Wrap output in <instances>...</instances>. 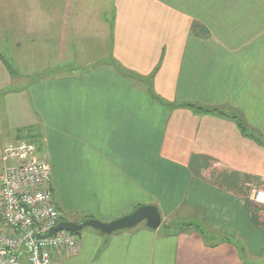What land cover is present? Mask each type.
I'll use <instances>...</instances> for the list:
<instances>
[{"label": "crops", "instance_id": "0c3cea01", "mask_svg": "<svg viewBox=\"0 0 264 264\" xmlns=\"http://www.w3.org/2000/svg\"><path fill=\"white\" fill-rule=\"evenodd\" d=\"M183 104L264 141V0H0V197L4 150L38 140L63 222L162 216L61 263L264 264V145Z\"/></svg>", "mask_w": 264, "mask_h": 264}, {"label": "built area", "instance_id": "2783aa9c", "mask_svg": "<svg viewBox=\"0 0 264 264\" xmlns=\"http://www.w3.org/2000/svg\"><path fill=\"white\" fill-rule=\"evenodd\" d=\"M1 177L0 264H63V254L80 252L72 232L50 231L63 222L53 194L50 163L40 158L30 142L9 144ZM250 202L264 208V188L255 190Z\"/></svg>", "mask_w": 264, "mask_h": 264}, {"label": "water", "instance_id": "95a60500", "mask_svg": "<svg viewBox=\"0 0 264 264\" xmlns=\"http://www.w3.org/2000/svg\"><path fill=\"white\" fill-rule=\"evenodd\" d=\"M141 224H145L150 230H158L162 225V216L159 209L153 205L141 206L133 213L110 223H103L95 219H85L77 223L62 222L57 227L53 228L47 237L60 231H68L77 234L86 228L110 236L117 232L134 229Z\"/></svg>", "mask_w": 264, "mask_h": 264}, {"label": "trees", "instance_id": "16d2710c", "mask_svg": "<svg viewBox=\"0 0 264 264\" xmlns=\"http://www.w3.org/2000/svg\"><path fill=\"white\" fill-rule=\"evenodd\" d=\"M5 65L7 66V68L9 69V71H10V73L12 75L16 74L15 71L13 70V68L11 67V65L9 63H7L6 61H5ZM151 91L152 90H150V92ZM152 96H153V99L155 101H157L158 103L164 104V102L160 98H158L156 95H154L153 93H152ZM165 105H167V104H165ZM177 106L188 107V108H191V109L197 111L198 113L212 114V115H218V116H224V117H227V118H231V119L236 121L239 130L241 131V133L245 137H249L251 139H254V140L258 141L260 144L264 145V141L262 140V138H259V137L255 136L254 134L249 133V131L246 128L245 123L243 122V120L241 118L237 117V116L228 115V114L224 113L222 110H220L218 108L207 109V108L199 107V106L192 105V104H183V105H177ZM185 227L186 228H191V227H193V225L192 224H186ZM196 229L200 230L199 227H196ZM81 232H79L77 234H74V235L79 236L81 234Z\"/></svg>", "mask_w": 264, "mask_h": 264}, {"label": "rangeland", "instance_id": "374dc122", "mask_svg": "<svg viewBox=\"0 0 264 264\" xmlns=\"http://www.w3.org/2000/svg\"><path fill=\"white\" fill-rule=\"evenodd\" d=\"M70 68H69V73H70ZM37 77V76H36ZM39 77V76H38ZM30 143H33L34 145L36 144L37 146H38V149H40V147H39V141L38 140H33L32 142H30ZM35 145V146H36ZM36 146V147H37ZM253 205V204H252ZM193 224H195V225H197V226H199L200 225V222H198V223H196V222H194ZM182 227H185V226H182ZM172 232H177V230H179L178 229V226L177 225H174L173 227H171V228H169ZM77 239H78V242L80 243V237L79 236H77Z\"/></svg>", "mask_w": 264, "mask_h": 264}]
</instances>
